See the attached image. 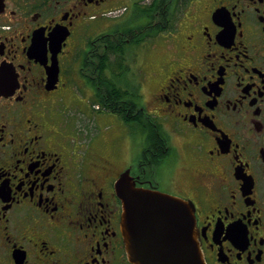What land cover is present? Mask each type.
<instances>
[{"label": "flooded vegetation", "instance_id": "flooded-vegetation-1", "mask_svg": "<svg viewBox=\"0 0 264 264\" xmlns=\"http://www.w3.org/2000/svg\"><path fill=\"white\" fill-rule=\"evenodd\" d=\"M125 171L264 264V0H0V264H130Z\"/></svg>", "mask_w": 264, "mask_h": 264}, {"label": "water", "instance_id": "water-1", "mask_svg": "<svg viewBox=\"0 0 264 264\" xmlns=\"http://www.w3.org/2000/svg\"><path fill=\"white\" fill-rule=\"evenodd\" d=\"M120 230L130 264H205L189 201L135 187L128 171L115 182Z\"/></svg>", "mask_w": 264, "mask_h": 264}, {"label": "rangeland", "instance_id": "rangeland-1", "mask_svg": "<svg viewBox=\"0 0 264 264\" xmlns=\"http://www.w3.org/2000/svg\"><path fill=\"white\" fill-rule=\"evenodd\" d=\"M148 88H150V87H148ZM148 88L147 87L145 88V92L148 91ZM64 103L68 105L70 102L66 99L64 101ZM83 123H85V126H84L85 129L82 131V133H84V131L85 132H89V134H88L89 138L94 136L96 134L97 130L96 129L93 130L91 127H89L90 126V122H88L87 120L84 119ZM83 123H81V124H83ZM82 126H80V127L83 128ZM129 141H130L129 137L128 138L122 137V138L118 139L115 143L114 142L113 143L110 142L108 144V146L112 147L113 149L119 148L121 150H125V154H127L128 150L130 149Z\"/></svg>", "mask_w": 264, "mask_h": 264}]
</instances>
